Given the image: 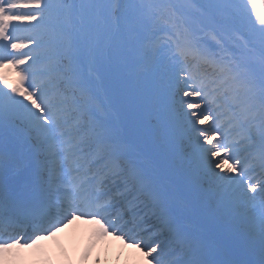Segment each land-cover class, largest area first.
Segmentation results:
<instances>
[{"label":"snow or ice","instance_id":"6c2138e0","mask_svg":"<svg viewBox=\"0 0 264 264\" xmlns=\"http://www.w3.org/2000/svg\"><path fill=\"white\" fill-rule=\"evenodd\" d=\"M130 2L132 0H0V41L13 39L16 31L13 22L27 23L31 27L24 29L25 31L36 32L38 29L47 31L49 46L63 43L64 54L71 63L78 54L74 51L75 38L82 34L87 38V34L95 29L99 39L102 30L109 27L119 28L120 5ZM137 2L141 5L137 10L141 19L154 15L150 8L144 7L150 0ZM240 2L248 9L249 23L254 31L260 33L264 43V0ZM25 9L33 11L25 12ZM176 38L179 41V33ZM28 40L36 48L44 44V41L37 39L36 36H30ZM30 44L13 42L11 49L19 52L29 48ZM6 47V44H0V53ZM177 51L180 55L189 54V51L179 44ZM3 59V55L0 54V61ZM29 61H32V64L22 69L21 66L29 64ZM39 61V55L29 52L23 57H12L7 65L0 63V68H12L19 77L18 85L10 89V95L4 91L8 87L6 77L0 76V83L3 84V88H0V232L5 227L6 218L9 227L13 226L14 221H22L33 229L31 243L28 241L22 243L20 239L8 241L0 237V260H3L4 264H14L20 249L40 246L41 241L46 239L45 235H41L42 232L55 237L56 231L65 227L66 223L76 221L90 226L95 239H104L109 234L117 239L127 238L125 242L131 243L133 248L141 252L148 264H224L212 258V247L199 235L177 223L167 208L163 194L156 189L150 193L154 205L159 209L158 212L152 213L157 221L156 231L148 234L152 230L143 228V217L137 212L140 206V195L137 193L143 194L151 185L146 183V178L141 172L124 168L120 164L121 157L128 149L117 141L111 132L92 129V133L89 134L87 126L79 122L72 123L69 127L76 117L70 115L69 110L62 106L66 100L61 99L58 94L50 96L34 80L37 74H43L32 71L33 65ZM260 64L259 84L257 85L253 73L246 72L245 79L241 85L234 88L232 96L234 107L239 110L242 117L237 122L244 127L259 117V131L261 138L264 139V51ZM72 74L76 76L78 71L73 70ZM232 80L235 85V82L240 81V76L234 75ZM224 83L226 82H220L221 85ZM177 85L182 86L184 97L207 95V85L202 80L198 83L197 76L191 73L178 76ZM257 86L258 112L255 105L247 100L241 101L238 95L241 89L246 95L255 94ZM181 103L189 110L186 115L195 118L190 123L193 124V131L198 133L193 144L198 166L211 178L225 203L236 207L246 205L252 213L259 210L254 217L252 230L258 232L264 244V182L257 183L251 179L244 161L235 154L234 144L225 142L227 133L217 128H195V124L204 126L214 118L211 111L206 113L195 111L203 107L200 102L184 100ZM17 123L22 125L28 134L34 136L46 153L43 168L47 173V179L41 176L39 179L26 182L22 187L8 183V180L14 179L15 176L9 177L6 173L4 151L5 125L13 127ZM214 140L217 142L214 143ZM204 145L210 147L205 148ZM69 160L79 165L74 169L77 173H80L81 169H84V173L79 179L69 181V187L62 190L57 187V173L63 170L64 164ZM101 162L103 169H96L95 166ZM259 163L261 168H264V151L259 156ZM19 166V161L11 156L7 157L10 172L15 173ZM128 172L140 187L136 188L135 185L129 187L125 180L123 190L116 189L109 194L105 188L106 182L111 180L115 185L120 177ZM118 204L122 205V208L114 211ZM129 216L130 218H126ZM129 224L132 225L129 231L142 228V234L138 233L139 239L129 237L124 231ZM163 230L168 231L171 242L179 249L178 252L176 249L169 251L167 242L156 239L163 234Z\"/></svg>","mask_w":264,"mask_h":264},{"label":"rangeland","instance_id":"374dc122","mask_svg":"<svg viewBox=\"0 0 264 264\" xmlns=\"http://www.w3.org/2000/svg\"><path fill=\"white\" fill-rule=\"evenodd\" d=\"M164 4H176L180 8L184 10L188 9L187 3L185 0H163ZM201 3L204 2L207 6L209 4H214L218 0H199ZM226 0L221 1L222 3H225ZM162 6H157L154 2V0H150V3H146L144 7L150 8L152 15L150 18L145 17L143 19L140 18L138 14V9L141 7V5L137 2V0H132V2L124 4L121 3L120 5V26L119 28L115 27H109L107 29H104L101 31V33L106 32L107 34L110 33L115 37L114 42L112 43L114 45V59L112 60V65L115 67L113 69V77H114V93L113 96L117 102V105L123 109L129 110L131 106L138 105L140 102H142V99H144V95L147 92L148 83L144 82L142 79L147 76L144 70V66L137 65L139 63V60L141 59L143 52L145 50L147 34L149 33L148 31L154 27L155 22L157 21L156 19L159 18L160 16V10H162ZM79 7V6H78ZM155 7V8H154ZM87 15V14H86ZM217 19H220L222 22L224 21V25H237L238 27H245V28H250V24H246L244 20H241L239 17H235L230 19L229 17H223L220 15L216 16ZM199 18H203V16H199ZM35 23V22H34ZM13 25L16 28L15 33L13 34L14 42L20 43H29L30 41L28 40V37L30 36H36L37 39H48L47 31L45 29H38L36 32H28L25 31L24 29L30 28L31 25L27 23H19V22H13ZM152 27H151V26ZM221 25V24H219ZM223 25V24H222ZM144 27V28H143ZM134 31L137 32V34H134ZM119 32V33H118ZM100 33L101 36H103ZM145 33V34H143ZM146 37H145V36ZM109 45H106V48L109 49ZM148 47V46H147ZM31 52L33 55H39L38 48H36L35 45L30 44L29 48H25L19 52L14 51V55L12 57H23L25 53ZM47 55H45L46 57ZM40 57V56H39ZM44 58L41 56L39 65L32 67V71L35 73H43L37 74L34 77V80L37 84H40L44 90L47 93H51L55 95L58 90L52 91V79L50 78V74L55 70V63L53 64H43L41 60ZM1 62V61H0ZM32 64V61H29V64L27 65H22L21 68H28L29 65ZM110 64L106 61L105 62V67L109 68ZM16 71V70H14ZM200 72V73H199ZM197 72V82L203 81L208 89L206 90L207 95L201 96V97H183V99L187 101H192V102H200L203 107L201 109L195 110L198 113L200 112H207L211 111L213 113L214 118L204 126H201L199 124H196L195 127L199 128H206V129H212V128H217L220 129L221 132L227 133V140L225 142L233 143L235 146V154L236 156L244 161V163L247 162L249 157L252 156L254 153V148L251 147V145H248L246 143H240V141H237L236 137H238L239 131L238 129H241L239 125H230L226 124L222 118L220 117V112H218V106L215 105L216 98L220 95L227 94V97L230 96V93L224 92L221 88L223 85H214L216 82H212V79H209L207 76L204 75L201 71ZM139 73H142V75H139ZM185 73H188L186 70ZM138 76H141V78H138ZM227 84V83H226ZM212 86V87H211ZM0 88H3V84L0 83ZM215 89V91H213ZM4 91L9 92L11 95L10 89L7 87L4 89ZM56 92V93H55ZM61 97V95H59ZM226 98V97H225ZM19 99V97H17ZM189 112V110H188ZM191 117V116H189ZM218 118V119H217ZM58 135V133H57ZM197 138V137H196ZM217 141L214 140V143ZM202 143V139H201ZM205 148L210 147L209 145H204ZM151 153L153 154L154 157L157 159L159 158L160 154H163V150L160 149L157 146L151 147L150 149ZM257 161L254 160L251 165H245L248 168L249 171V176L251 177L252 180H254L257 183L264 182V177L261 174L260 168H258V163H255ZM73 161L69 160L67 163L64 164L63 170L59 171L57 173L58 176V182L57 186L58 188L65 190L69 187V181H72L74 178L79 179L80 175L83 173H77L75 172V168H73ZM215 161H213V164ZM227 167V165H226ZM73 168V169H72ZM102 170V169H100ZM218 171V169L216 170ZM205 181L211 182V179H206ZM122 182L121 179L113 185L112 181L109 180L105 184L106 190L111 194L114 192L116 189L121 188ZM123 187V185H122ZM259 199V197H257ZM122 208V205H117L116 209L114 211H119ZM241 210L246 213L247 215V228L253 234L252 239H257L258 237L260 238L258 232H255L252 230V226L254 224V217L256 214L252 213L249 211L248 207L244 205ZM137 212L139 213L140 217H143V228H148L151 229L153 232L156 231L155 228V223L153 222V218L149 216V213H143V209L139 208L137 209ZM126 218H130L126 217ZM132 228V225L129 224L128 228L124 229L128 233L129 237H135L139 239V234H142V228L136 229V231H129V229ZM92 233V232H91ZM151 235V232L148 233ZM162 236V235H161ZM161 236L156 237L157 240L162 239ZM69 237L68 234H60L56 235L55 237L52 236H46V239L48 242L56 244L57 249L61 253V257L63 261H66L65 254L63 253L62 250V243L61 241L64 240V238ZM108 237H115L111 234L108 235ZM94 238V237H93ZM251 239V243H252ZM94 244L98 243V239H93ZM31 243V242H30ZM79 243V242H78ZM76 243L75 245H77ZM61 244V245H60ZM48 251H43L42 254L40 255L36 249H34V255L36 262L35 264H49V256L46 254ZM135 257L137 256L138 260H140V263L142 264H148L147 260L143 259V255L141 252L138 250L134 252ZM16 261L14 264H23V255L21 252V249L19 250L18 254L15 257ZM1 264H4V261L1 260Z\"/></svg>","mask_w":264,"mask_h":264},{"label":"bare ground","instance_id":"6f19581e","mask_svg":"<svg viewBox=\"0 0 264 264\" xmlns=\"http://www.w3.org/2000/svg\"><path fill=\"white\" fill-rule=\"evenodd\" d=\"M66 224H67V223H66ZM77 228H78V222H76V221H73L71 224H67V225L65 226V229H66L68 232H72L74 229H77ZM256 244L259 245L258 248H260V247H263V248H264V244H262L261 241L257 240V241H256ZM73 245H75L74 242H73ZM44 248H45V244L42 242V243L40 244V246H39L38 248H36V250H37V252L41 255L42 250H44ZM15 261H16V259H15Z\"/></svg>","mask_w":264,"mask_h":264}]
</instances>
